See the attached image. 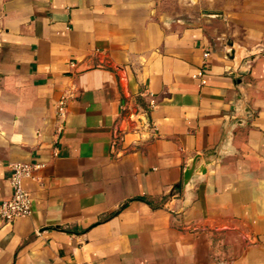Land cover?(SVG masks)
Instances as JSON below:
<instances>
[{"label":"crops","instance_id":"0c3cea01","mask_svg":"<svg viewBox=\"0 0 264 264\" xmlns=\"http://www.w3.org/2000/svg\"><path fill=\"white\" fill-rule=\"evenodd\" d=\"M17 162L0 264H264V0H0V205Z\"/></svg>","mask_w":264,"mask_h":264},{"label":"built area","instance_id":"2783aa9c","mask_svg":"<svg viewBox=\"0 0 264 264\" xmlns=\"http://www.w3.org/2000/svg\"><path fill=\"white\" fill-rule=\"evenodd\" d=\"M211 51L207 49L203 54L202 64L193 74L201 85L207 83V65ZM156 100H150V106H155ZM66 99H62L58 105V113L60 117L66 114ZM156 129L154 125H148ZM44 164L40 162H17L9 165L10 175L9 181L12 187V195L4 200L0 205V219L4 222H11L18 218L27 217L32 214V192L27 188L25 181L36 179V172L42 168Z\"/></svg>","mask_w":264,"mask_h":264},{"label":"water","instance_id":"95a60500","mask_svg":"<svg viewBox=\"0 0 264 264\" xmlns=\"http://www.w3.org/2000/svg\"><path fill=\"white\" fill-rule=\"evenodd\" d=\"M216 151L210 152L209 154L202 156L200 154L196 155L192 161L191 164L187 166V168L184 171V184H188L190 182V180L192 179L193 175L195 173L198 172V167H199V171L205 173L206 172V168L204 165H201L202 160H204V162L206 164L211 162V159L213 156L216 155Z\"/></svg>","mask_w":264,"mask_h":264},{"label":"trees","instance_id":"16d2710c","mask_svg":"<svg viewBox=\"0 0 264 264\" xmlns=\"http://www.w3.org/2000/svg\"><path fill=\"white\" fill-rule=\"evenodd\" d=\"M182 189V184L179 183L174 186L169 196H173L176 192H179ZM139 200H145L148 201L153 207H158V205H154V203L151 200H147L145 197H138Z\"/></svg>","mask_w":264,"mask_h":264},{"label":"rangeland","instance_id":"374dc122","mask_svg":"<svg viewBox=\"0 0 264 264\" xmlns=\"http://www.w3.org/2000/svg\"><path fill=\"white\" fill-rule=\"evenodd\" d=\"M205 164H206V163L204 162L203 165H205ZM197 169H198V172H197L198 174H199V173H200V174L203 173V172L199 171V170H200L199 167H198ZM180 194H181V190H180L179 192H176L173 196H177V195H180ZM168 196H169V195H168ZM166 199H167V196L163 198L164 201H166ZM163 200H162V202H164ZM154 205H158V204H155V203H154ZM227 256H228V252L223 253V254H222V257H223V258H222V259H226Z\"/></svg>","mask_w":264,"mask_h":264}]
</instances>
